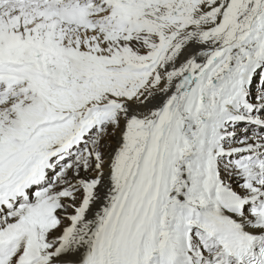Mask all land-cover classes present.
I'll return each instance as SVG.
<instances>
[{
    "label": "snow or ice",
    "instance_id": "obj_1",
    "mask_svg": "<svg viewBox=\"0 0 264 264\" xmlns=\"http://www.w3.org/2000/svg\"><path fill=\"white\" fill-rule=\"evenodd\" d=\"M0 264H264V0H0Z\"/></svg>",
    "mask_w": 264,
    "mask_h": 264
}]
</instances>
